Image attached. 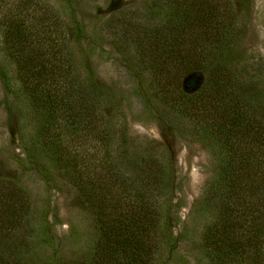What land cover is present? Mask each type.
Segmentation results:
<instances>
[{
	"label": "trees",
	"instance_id": "obj_1",
	"mask_svg": "<svg viewBox=\"0 0 264 264\" xmlns=\"http://www.w3.org/2000/svg\"><path fill=\"white\" fill-rule=\"evenodd\" d=\"M144 3L162 13L136 30L124 57L136 95L173 130L208 146L217 162L200 206L213 211L201 241L206 264H264V118L253 77L246 80L239 69L234 3ZM12 27L4 34L0 75L8 81L11 70L34 124L28 132L21 123L18 137L29 168L49 180L53 167L92 213L97 236L87 264H154L162 246L173 253L171 159L129 150L116 97L87 64L79 73L59 27L48 47ZM31 204L27 190L0 180V264H30L47 242L56 257L49 238L30 241Z\"/></svg>",
	"mask_w": 264,
	"mask_h": 264
},
{
	"label": "rangeland",
	"instance_id": "obj_2",
	"mask_svg": "<svg viewBox=\"0 0 264 264\" xmlns=\"http://www.w3.org/2000/svg\"><path fill=\"white\" fill-rule=\"evenodd\" d=\"M237 27L241 31L240 71L246 80L253 77L254 99L264 118V0H232ZM160 5L150 9L144 0H0V66L5 31L16 26L31 44L54 45V30L65 32L64 44L71 49L79 73L84 64L95 79L116 97L126 116L131 151L150 150L169 157L174 182L170 222L176 250L162 246L154 264H206L201 248L202 235L212 221V209L201 210L217 162L210 148L173 130L154 115L144 99L136 95L135 84L125 64L137 29L159 22ZM243 69V70H241ZM5 81L0 75V180H11L27 190L31 198L29 220L34 229L30 241L49 238L30 264H87L97 236L92 213L75 188L52 169L39 176L30 167L18 137V127L32 131L33 120L23 110L17 79L11 70ZM93 151V149H88ZM35 233L37 235H35ZM55 260V261H54Z\"/></svg>",
	"mask_w": 264,
	"mask_h": 264
}]
</instances>
